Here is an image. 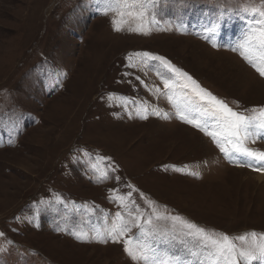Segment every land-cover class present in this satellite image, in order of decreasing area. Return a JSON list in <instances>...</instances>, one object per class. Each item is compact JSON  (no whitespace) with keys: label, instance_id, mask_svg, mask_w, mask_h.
Masks as SVG:
<instances>
[{"label":"rangeland","instance_id":"rangeland-1","mask_svg":"<svg viewBox=\"0 0 264 264\" xmlns=\"http://www.w3.org/2000/svg\"><path fill=\"white\" fill-rule=\"evenodd\" d=\"M245 5L260 0H161L145 35L114 31L100 0H0V264H134L106 234L117 212L128 218V185L145 215L264 233V172L176 119L155 71L128 66L134 53L164 56L230 107H264V78L232 50L253 23Z\"/></svg>","mask_w":264,"mask_h":264},{"label":"snow or ice","instance_id":"snow-or-ice-1","mask_svg":"<svg viewBox=\"0 0 264 264\" xmlns=\"http://www.w3.org/2000/svg\"><path fill=\"white\" fill-rule=\"evenodd\" d=\"M160 2L161 0H100L102 14L113 13L114 31H121L128 26L129 31L145 35L150 33L152 26L159 25L157 10ZM240 10L251 14L253 23L232 50L238 51L246 63L264 78V0H260V7L245 5ZM218 27L217 22L209 31L215 33ZM213 47L217 45L213 43ZM129 59L137 60V63H130L129 67L143 66L160 76L165 91L159 88L155 91L158 95L167 97L175 109L176 119L210 137L220 152L233 162L264 172V151L248 147L249 142L264 140V107L242 111L230 107L164 56L145 51L134 53ZM136 79L139 80L140 77L137 76ZM112 99L113 94H109V100ZM120 99L123 106L136 103L126 97ZM143 111L147 113L146 106ZM152 114L161 115L155 109ZM141 118L147 119V115H142ZM163 118L170 117L165 113ZM234 157L245 159L239 161ZM108 159L97 158L98 162ZM92 170L99 171L100 178L104 179L108 176L109 166L105 164L104 170L100 171L99 163H94ZM191 174L197 175L195 172ZM128 187L132 191L126 196H119L120 207L127 210L128 218L125 219L124 214L117 212L111 226L106 229V234L114 243L123 242L124 251L134 264H264V233L252 231L230 237L226 233L209 232L179 215L159 213L155 208L151 214L145 215L132 199V192L136 189L132 185ZM110 199L115 201L116 197ZM57 202H60L59 197ZM147 203L152 207L154 202ZM132 228L138 230L137 234L127 235ZM101 235L97 233V236ZM2 236L4 233L0 232V237ZM75 238L88 242L86 233L75 234ZM237 240L241 242L240 246L237 245Z\"/></svg>","mask_w":264,"mask_h":264},{"label":"bare ground","instance_id":"bare-ground-1","mask_svg":"<svg viewBox=\"0 0 264 264\" xmlns=\"http://www.w3.org/2000/svg\"><path fill=\"white\" fill-rule=\"evenodd\" d=\"M263 177H264V176H263ZM263 177H262V176H257L256 178H257L258 180L262 181V180H263Z\"/></svg>","mask_w":264,"mask_h":264}]
</instances>
